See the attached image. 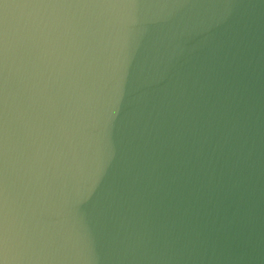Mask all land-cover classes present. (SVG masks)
Instances as JSON below:
<instances>
[{
    "label": "water",
    "instance_id": "obj_1",
    "mask_svg": "<svg viewBox=\"0 0 264 264\" xmlns=\"http://www.w3.org/2000/svg\"><path fill=\"white\" fill-rule=\"evenodd\" d=\"M0 264H264V0H0Z\"/></svg>",
    "mask_w": 264,
    "mask_h": 264
}]
</instances>
